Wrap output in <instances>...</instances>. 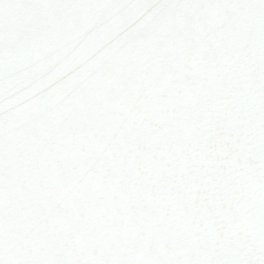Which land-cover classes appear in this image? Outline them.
I'll use <instances>...</instances> for the list:
<instances>
[{"label": "snow or ice", "instance_id": "6c2138e0", "mask_svg": "<svg viewBox=\"0 0 264 264\" xmlns=\"http://www.w3.org/2000/svg\"><path fill=\"white\" fill-rule=\"evenodd\" d=\"M143 0H134L136 6ZM153 7L176 15L206 14L209 23L190 30L197 35L214 31L217 45L213 55H198L193 58L196 79L193 86L174 97L178 104L194 105L199 110L200 120L211 123L208 117L219 112L222 117L220 138L231 143V150L222 155L224 165L231 166L237 155L253 153L256 167L241 169L233 175L225 174L211 153L202 155V167L211 178V189L217 199L233 200L238 197L239 222L229 229L224 243L214 244L216 222L213 215L200 216L195 225L197 239L207 242L200 246L192 242L190 227L191 210L187 200H177L171 187L158 182L157 175H147L158 169L155 161L145 153L140 163L146 171V180H136L138 164L124 155V149L138 139L129 134L123 145L111 158L102 147L93 148L92 156L106 160L113 173L122 182L108 188L97 198L94 182H90L89 194L79 188L67 193L39 186L34 180L30 194L18 191L17 207L21 227L13 243L8 229L9 188L6 184V169L9 154L0 120V264H264V0H151ZM46 0H0V38L17 30L22 22L45 6ZM225 14L227 18L225 19ZM217 20L223 23L217 24ZM183 44H174L172 55L179 58ZM243 114V130L239 136L234 129ZM181 119L192 120L191 112L179 114ZM144 139H150L147 134ZM31 174V162L18 164V176L23 183ZM48 174L54 175L51 170ZM199 177H193V184ZM147 209L141 215L142 231L137 232L135 202L150 195ZM62 198L63 209L57 205ZM25 200L36 206L25 216ZM166 204L177 207L175 217L163 215ZM123 213V241L117 245L111 240L108 221L113 210ZM26 221L31 223L28 228ZM50 222H56L70 230L76 238L71 249L57 242L59 237L49 233ZM170 224L167 237L178 241L175 247H156L145 241L160 240L161 225ZM47 237L42 245L41 241ZM32 244L29 245L28 241ZM93 241V242H90ZM97 247L102 252H97Z\"/></svg>", "mask_w": 264, "mask_h": 264}]
</instances>
